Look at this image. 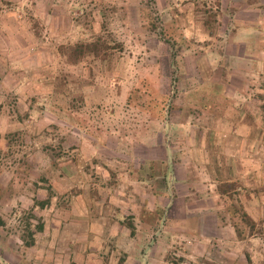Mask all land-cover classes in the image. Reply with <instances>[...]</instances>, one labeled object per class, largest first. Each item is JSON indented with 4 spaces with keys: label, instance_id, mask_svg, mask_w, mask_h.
Segmentation results:
<instances>
[{
    "label": "rangeland",
    "instance_id": "obj_1",
    "mask_svg": "<svg viewBox=\"0 0 264 264\" xmlns=\"http://www.w3.org/2000/svg\"><path fill=\"white\" fill-rule=\"evenodd\" d=\"M163 95L170 111L151 114ZM227 126L235 134L224 140ZM237 145L254 156L224 154ZM163 146L170 164L206 161L226 179L246 180L229 177L240 158L264 167V0H0V264L86 261L77 218L88 212L100 217L97 230L119 228L111 213L120 210L124 163L151 153L161 182ZM239 187L226 184L228 209L244 240L264 243V219L245 225V212L264 205H246L250 186ZM101 237L115 262L128 241ZM191 248L174 239L158 254L170 264H264L248 242L225 254Z\"/></svg>",
    "mask_w": 264,
    "mask_h": 264
},
{
    "label": "crops",
    "instance_id": "obj_2",
    "mask_svg": "<svg viewBox=\"0 0 264 264\" xmlns=\"http://www.w3.org/2000/svg\"><path fill=\"white\" fill-rule=\"evenodd\" d=\"M257 122V118L253 122L248 121L251 123L250 126L244 122V128L240 129L239 134L247 137L252 132L251 125ZM233 127L228 129L227 126L223 134L220 130L218 132L220 137L223 136L224 140H228L230 135L235 134ZM163 147V158L158 162L163 166L162 181H158L159 177L154 172V164L158 159H154L151 153H148V156L146 154L148 150L144 152L145 158L141 157L142 162L138 163L136 158L133 164L124 163L122 167L124 179L118 184L120 192L119 200H117L120 210L111 213L112 218L118 221L119 228L112 226L109 229V224H102L98 225L100 229L97 230L94 228L96 226L94 220H99L100 217L90 215L88 212L82 213L83 217L77 219L84 220L82 223L86 224L85 236L88 244L84 250H89L86 254L87 259L86 261L78 257L74 259L70 255L66 264H170L168 260H164V256L161 258L158 253L164 249L166 252L170 242L180 238L192 242L190 250L194 256L202 255L212 247L216 248L219 253L225 254L228 246L248 242V249L250 252L253 251L250 258L255 260L253 262L258 260L259 253L256 251L260 248L264 252V243H257L258 241L254 243L252 237L256 234L246 233L245 238L248 239L242 238L244 234H242L243 229L240 227L239 217H234L233 210L228 209V202L232 204L233 201L228 196V192L224 190L226 184L231 182H236L238 189L239 184L242 187L250 186L244 191L247 192V196L244 197L246 205L251 203L264 205V174L257 181V185L254 186L256 182L252 180L253 177L264 172V167H258L253 163V159H249L250 163L248 162V158L254 156L253 148L237 145L230 149L224 146L225 155L229 153L232 157H241L246 153L248 157L246 160L240 158L239 164L237 161L232 164L231 169H228L231 173L229 177L236 173H242L246 177L244 180L243 176H240L241 181H239V178L218 177L217 171L209 167L206 161L198 165L193 162L184 165L183 160L181 163L172 161L170 164V158L166 160L168 150L165 146ZM203 148L206 149L207 146L204 144ZM114 198L112 200H115ZM255 209L250 208L248 213L245 212L250 219V223L245 224L246 230L252 229L254 224L257 226L259 219H264V211L258 214ZM103 219L109 218L103 216ZM105 234L111 237L123 236L128 241L126 248L120 246V250H115L120 256L112 263L108 257L115 253L111 247L102 246L100 241L101 236ZM70 250L72 252V249ZM127 250L131 252L130 255ZM73 252L76 253V250ZM229 264H235V262L230 261Z\"/></svg>",
    "mask_w": 264,
    "mask_h": 264
},
{
    "label": "trees",
    "instance_id": "obj_3",
    "mask_svg": "<svg viewBox=\"0 0 264 264\" xmlns=\"http://www.w3.org/2000/svg\"><path fill=\"white\" fill-rule=\"evenodd\" d=\"M170 45V48H174L175 46H181L183 43H185V40L183 38H180L179 40H172V42H168ZM93 46V45H91ZM172 60L174 61L175 58V53H172ZM175 64V61H174ZM161 98V103H159L158 105H156L155 102L152 101L151 107L149 109H152L151 114L153 115H161V116H165V114H167L168 110L170 111L171 109V102H170V98L166 95L160 96ZM44 204V203H43ZM43 204H41V207L43 206ZM38 229H42V225H40L38 227ZM31 244V243H30ZM28 244V245H30Z\"/></svg>",
    "mask_w": 264,
    "mask_h": 264
}]
</instances>
